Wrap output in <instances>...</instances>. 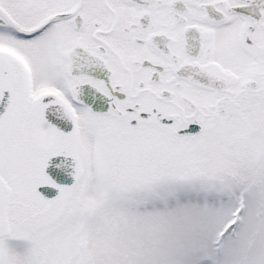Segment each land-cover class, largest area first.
Listing matches in <instances>:
<instances>
[{
	"label": "snow or ice",
	"instance_id": "snow-or-ice-1",
	"mask_svg": "<svg viewBox=\"0 0 264 264\" xmlns=\"http://www.w3.org/2000/svg\"><path fill=\"white\" fill-rule=\"evenodd\" d=\"M0 264H264V0H0Z\"/></svg>",
	"mask_w": 264,
	"mask_h": 264
}]
</instances>
